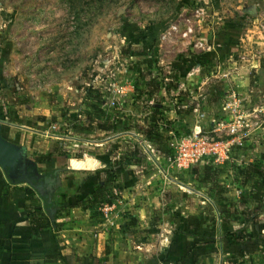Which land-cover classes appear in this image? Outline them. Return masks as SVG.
Listing matches in <instances>:
<instances>
[{
	"label": "rangeland",
	"instance_id": "rangeland-1",
	"mask_svg": "<svg viewBox=\"0 0 264 264\" xmlns=\"http://www.w3.org/2000/svg\"><path fill=\"white\" fill-rule=\"evenodd\" d=\"M195 8L204 10L200 19L193 16ZM187 18L194 35L183 39ZM173 23L178 31L161 39ZM195 35L211 50L193 48ZM248 42L260 46L255 57L264 67V0H0L2 137L23 146L27 159L50 153L54 168L75 159L78 166L90 167L81 169L83 177L113 167L133 147L146 154L145 165L129 169L132 176L119 174L106 189L112 203L122 197L126 181L133 183L154 197L156 207L145 204L149 212L137 214L141 221L131 217L135 209L120 211L126 215L119 224V242L98 253L95 264L110 258L112 264L264 260V122L257 116L254 122L261 126L240 146L247 162L243 167L231 161L240 148L211 165L178 166L175 151L194 128L215 127L198 101L190 113L179 109L196 100L190 91L204 84L207 70L222 65L213 59L194 66L181 81L182 55L244 53ZM152 46L156 65L149 57L123 53ZM257 76L249 73L252 86L258 85ZM148 79L158 91L146 85ZM147 129L154 132L150 138L143 135ZM218 129L228 132L225 126ZM94 156L105 166L89 164ZM247 167L256 170L248 180L241 172ZM167 221L170 232L161 228L166 235L151 233L149 226ZM168 234L159 248V238ZM174 238H184L186 248L169 250Z\"/></svg>",
	"mask_w": 264,
	"mask_h": 264
},
{
	"label": "crops",
	"instance_id": "crops-1",
	"mask_svg": "<svg viewBox=\"0 0 264 264\" xmlns=\"http://www.w3.org/2000/svg\"><path fill=\"white\" fill-rule=\"evenodd\" d=\"M244 43L247 42L244 41ZM248 43L243 45L247 49L244 53L241 51L231 52L230 50L214 52L211 60L214 59L216 62L218 59L222 65H217L216 70H207L205 79L202 80L205 82L201 86L197 84V91L189 90L193 99H196L195 104L198 101L199 107L208 110L207 114L216 124L215 127H220L219 124L226 126L231 120H234V123L237 121L231 113V95L237 94L242 99L241 105L236 107L237 113H241L244 117L238 123L242 126L245 125L239 130V134L244 136L245 142L249 140L250 133L257 131L261 126L260 123L264 122V86L262 87L264 73L261 71L264 67L260 66L259 70L258 59L255 57L260 46ZM251 50L255 52H250ZM251 71L257 73L258 85L252 86L249 82L248 76ZM203 115H206L205 112ZM257 116L260 118V123L254 122ZM232 146L231 150L240 148V154L233 153L232 157L230 156L232 163L235 162L236 166L243 167L247 162H244L246 158L241 151L242 146ZM90 161L89 164L93 163L95 168L105 166L102 162H97L96 156ZM78 164L75 159H67L65 165L60 168L57 166L54 168L53 163H50L54 170L48 174H43L44 166L38 167L41 178L50 176L56 181L57 179L60 181L59 184L56 183L55 188L54 185L53 187L51 185L54 188L52 192L45 191L42 196L32 185L19 180L15 175L9 177L0 167V264H95L94 257L98 256V253L102 250H110L119 242L121 234L119 224L126 215H121L120 211L126 208L130 211L135 209L137 213H131V217L137 214L142 217L149 212V207L145 204L156 207L151 204L154 201L153 196H146L143 189L141 191L137 187L134 189L133 183H126L127 181L119 191L122 197L113 199L111 204L92 205L86 208L77 205V202L86 196H91L96 177V175L83 177L85 173L83 174L81 169H90V167L82 168ZM10 178H17L21 183L12 184L13 181ZM26 186H32L36 192L32 201L36 206H42L45 199L49 204L52 203L50 216H52L51 221L56 224L55 226L33 229L29 210L26 208L29 201L24 189ZM126 194L130 195L128 200L123 198ZM143 201L144 203H142ZM132 203L133 206L130 207L129 205ZM139 215H137V219L141 221ZM170 224L167 221L159 226H149V229L152 234L159 231L166 235L164 231L160 232V229L166 228L170 232L168 228ZM170 235L168 234L165 238L161 237L163 239L159 238V243H157L159 248L162 247L163 241L169 240ZM183 248H186L185 239L174 238L173 245L169 250L179 252ZM260 257L258 256L250 262L264 264L263 258ZM114 262L121 263L122 261L115 260ZM105 263L112 264L113 260L110 258V261L107 260Z\"/></svg>",
	"mask_w": 264,
	"mask_h": 264
},
{
	"label": "trees",
	"instance_id": "trees-1",
	"mask_svg": "<svg viewBox=\"0 0 264 264\" xmlns=\"http://www.w3.org/2000/svg\"><path fill=\"white\" fill-rule=\"evenodd\" d=\"M206 42V41H205ZM209 44V43H208ZM123 53L135 57V56H144V57H149L151 61L156 65V59H155V48L153 46L149 48V50L146 49H124ZM211 52H202L198 54L186 52V54L182 55L181 57V62L182 68L179 73L181 81H183V78L185 75L193 68L194 66H202L204 65L205 62L211 61L212 54ZM260 65L259 63V70H260ZM261 71L264 73V68ZM260 71V72H261ZM150 76V72L148 73ZM146 85L154 89V91L159 90L158 85H154L152 80H146ZM153 91V92H154ZM190 105L183 106L182 108L179 109V111L183 110L184 113H190L191 109L194 108L193 106L195 105V102L192 100L190 101ZM143 135L146 138H150L151 135L154 133L151 129L143 130ZM264 157V156H263ZM52 160V155L50 153L46 154H39L37 157L29 158L26 161L25 169V175L28 178H31L32 183H38L36 179V174L39 173L38 167L44 166V173L43 174H48L52 173L54 169L51 168L50 163ZM146 163V154L140 150L138 147H133L131 151L126 153L123 157H121L119 160H117L114 164L113 167H110L103 172H99L95 179H94V186H93V191L91 193V196H86L84 199L80 200L77 202V205H80L84 208L92 205H102V204H110L111 203V198L107 194V185L108 183H113L116 177L119 174L123 175H129L131 176V169L133 166L137 165H145ZM211 165V164H210ZM255 170V167L250 168H244L241 170V172L247 177L246 179L248 180V176H250V172L252 173ZM248 173V174H247ZM11 181H13L12 184H19L17 178H10ZM25 192L29 198L28 204L26 208L29 210V216L31 218V223L33 224V229L37 228H43L46 226H55L53 221H51L52 216H50V211L52 209V203L49 204L47 202V199L44 200L42 206H36L35 203H33V199L35 197V191L34 189L29 186H26ZM88 204V205H87ZM90 204V205H89Z\"/></svg>",
	"mask_w": 264,
	"mask_h": 264
},
{
	"label": "built area",
	"instance_id": "built-area-1",
	"mask_svg": "<svg viewBox=\"0 0 264 264\" xmlns=\"http://www.w3.org/2000/svg\"><path fill=\"white\" fill-rule=\"evenodd\" d=\"M186 10L187 9H182L181 12H185ZM203 13V8H195L193 16L196 17V19H200ZM190 19H185L186 23L181 32V37L183 39L194 35V29ZM176 31H178V25L174 23L170 24L168 29L161 35V39L167 38L172 32ZM190 45L202 51H210L212 48L211 44L196 38V35L195 38L191 40ZM231 96V113L237 121L234 123V120H231V122L225 126L228 131L225 134L230 136V138L224 140L223 137L225 134L220 133L219 127H214L212 130L194 128L187 135L183 136L175 146L178 166H186L190 163L215 164L216 162L229 159V152L233 148L232 145L237 144L241 146L244 144V136L239 134V130L245 127V125L242 126V124L238 123V121L243 120L244 117L241 113H237L238 109L236 108L241 105L242 99L234 93ZM201 117H203V114ZM221 125L223 126V124H219V126Z\"/></svg>",
	"mask_w": 264,
	"mask_h": 264
},
{
	"label": "water",
	"instance_id": "water-1",
	"mask_svg": "<svg viewBox=\"0 0 264 264\" xmlns=\"http://www.w3.org/2000/svg\"><path fill=\"white\" fill-rule=\"evenodd\" d=\"M27 157L26 151L23 146H19L16 143H13L9 140H5L0 134V167L3 171H5L9 177L11 176V172H15L16 169L23 170L26 165ZM24 165V166H23ZM16 176V175H15ZM36 179L39 180L41 175L37 173ZM18 179L32 185L35 190L42 196L45 191L52 192L60 181H57L50 176H43L38 183H32L31 178L26 177L25 171L22 172ZM55 180V182H53ZM57 183V184H56ZM45 185V186H43ZM53 187L54 185V188ZM50 197V194H49Z\"/></svg>",
	"mask_w": 264,
	"mask_h": 264
},
{
	"label": "flooded vegetation",
	"instance_id": "flooded-vegetation-1",
	"mask_svg": "<svg viewBox=\"0 0 264 264\" xmlns=\"http://www.w3.org/2000/svg\"><path fill=\"white\" fill-rule=\"evenodd\" d=\"M24 166V165H23ZM23 170L16 169L15 172H11V176L16 175V177L20 176L22 174Z\"/></svg>",
	"mask_w": 264,
	"mask_h": 264
}]
</instances>
